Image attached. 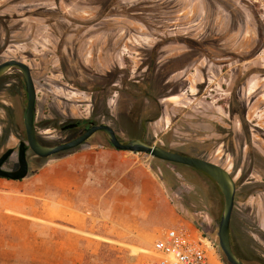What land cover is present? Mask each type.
<instances>
[{
    "label": "rangeland",
    "instance_id": "obj_1",
    "mask_svg": "<svg viewBox=\"0 0 264 264\" xmlns=\"http://www.w3.org/2000/svg\"><path fill=\"white\" fill-rule=\"evenodd\" d=\"M12 59L31 70L42 145L62 142L68 124L93 121L115 128L123 143L143 135L153 146L228 170L237 188L233 228L249 248L232 241L233 251L247 264H264V0H0V62ZM14 88L0 92V156L26 142L27 102ZM137 91H147L150 102ZM155 103L158 118L146 127L121 115ZM87 144L108 140L97 133ZM27 156L31 161L32 152ZM142 156L181 222L205 233L227 264L217 236L224 208L217 185ZM17 161L16 151L4 169H18ZM156 237L105 243L85 264L133 261Z\"/></svg>",
    "mask_w": 264,
    "mask_h": 264
},
{
    "label": "crops",
    "instance_id": "obj_2",
    "mask_svg": "<svg viewBox=\"0 0 264 264\" xmlns=\"http://www.w3.org/2000/svg\"><path fill=\"white\" fill-rule=\"evenodd\" d=\"M181 221L149 160L108 145L50 158L22 181L0 179L3 264H85L105 243Z\"/></svg>",
    "mask_w": 264,
    "mask_h": 264
},
{
    "label": "water",
    "instance_id": "obj_3",
    "mask_svg": "<svg viewBox=\"0 0 264 264\" xmlns=\"http://www.w3.org/2000/svg\"><path fill=\"white\" fill-rule=\"evenodd\" d=\"M11 70L20 72L26 85L28 96V104L24 113L26 143H21L19 146L17 170L7 171L4 169L6 163L15 153L14 149L7 150L0 157V179L22 181L27 178L29 175V164L27 160L28 149L41 159H49L63 153L75 151L81 146L87 144L95 134L103 133L107 137L110 146L119 152L143 154L169 164L185 166L197 170L212 179L224 197V208L217 234L219 248L225 257L227 264H244L234 253L232 248L231 222L237 188L235 178L228 170L209 161L167 151L139 139L123 143L118 139L115 130L106 123L90 127L83 135L68 143L51 147L44 146L37 139V130L35 126L37 91L31 70L27 65L20 62H5L0 65V79Z\"/></svg>",
    "mask_w": 264,
    "mask_h": 264
},
{
    "label": "built area",
    "instance_id": "obj_4",
    "mask_svg": "<svg viewBox=\"0 0 264 264\" xmlns=\"http://www.w3.org/2000/svg\"><path fill=\"white\" fill-rule=\"evenodd\" d=\"M137 257L123 264H225L204 233L186 226L158 233L150 249H140Z\"/></svg>",
    "mask_w": 264,
    "mask_h": 264
},
{
    "label": "flooded vegetation",
    "instance_id": "obj_5",
    "mask_svg": "<svg viewBox=\"0 0 264 264\" xmlns=\"http://www.w3.org/2000/svg\"><path fill=\"white\" fill-rule=\"evenodd\" d=\"M12 40H9V42H11ZM7 43V46H10V44ZM10 61H16V62H20V63H23L25 65H27L26 63H24L23 61L21 60H17V59H12V60H8V61H5V62H10ZM5 62H0V65L5 63ZM28 66V65H27ZM29 67V66H28ZM16 76V77H15ZM33 78V77H32ZM15 85H17V87L20 88V91H23V94L25 96V99H26V102L28 104V96H27V92H26V85H25V81L23 79V76L20 72L18 71H14V70H11L9 71L5 76H3L1 79H0V92L1 91H12L14 90L15 88ZM11 106L13 107V104H11ZM37 106H38V103L36 101V109H37ZM11 111V110H10ZM121 115H123L124 117L128 118L129 120V123L130 125L132 124L133 121H135L136 119H139L140 115L138 112H134V111H125V112H121ZM36 118V117H35ZM151 123V122H149ZM102 124V123H100ZM100 124H97L93 121H87V122H77V123H71V124H68L67 126L63 127L61 129V132L63 134H66L64 140L62 142H59V143H55V144H52V145H46V146H56V145H61V144H65V143H68L70 141H73L75 139H77L78 137H80L81 135H83L90 127L94 126V125H100ZM139 124V123H138ZM84 125L83 129L81 131H78V129L80 128V126ZM35 126H36V130H37V125H36V121H35ZM132 126V125H131ZM140 127H142L140 125ZM113 128V127H112ZM117 134V131L115 128H113ZM26 134V133H25ZM72 134H75L73 137H70V135ZM103 134V133H102ZM104 135V134H103ZM105 136V135H104ZM37 137H39V134L37 132ZM106 137V136H105ZM117 137L118 139L120 140V137L119 135L117 134ZM107 139V137H106ZM108 140V139H107ZM109 142V141H108ZM21 143H26V142H20ZM20 146V145H19ZM19 149V148H18ZM15 150V153L17 151V160H18V150L17 149H14ZM31 152V150H27V154ZM15 153L13 155H15ZM4 154V153H3ZM2 154V155H3ZM1 155V156H2ZM0 156V157H1ZM10 160V159H9ZM27 160H28V164H29V171H30V168H31V163L33 164H39V162H41L42 160L44 159H41L39 157H37L36 155H34L32 153V160L30 161V159L28 158L27 156ZM18 162V161H17ZM7 164V163H6ZM17 169H14L13 171H15Z\"/></svg>",
    "mask_w": 264,
    "mask_h": 264
},
{
    "label": "trees",
    "instance_id": "obj_6",
    "mask_svg": "<svg viewBox=\"0 0 264 264\" xmlns=\"http://www.w3.org/2000/svg\"><path fill=\"white\" fill-rule=\"evenodd\" d=\"M148 85H149V83H147ZM134 88H137V89H139L140 87L139 86H136V87H134ZM145 88V87H144ZM146 89V88H145ZM144 90V89H143ZM136 91V90H135ZM137 92H142V94L140 95V96H137L138 98H140V99H142L143 101H149V95H148V92L146 91H137ZM150 102V101H149ZM157 108H158V106H157V103H155V104H153V106L152 107H150V106H145V108H144V110L141 112V115H140V118H139V121H138V123H139V127H140V125L142 126V127H140V128H143V127H146L147 126V124L149 123V122H154V121H156V119L158 118V115H157ZM156 112V113H155ZM16 115H13V114H11V115H9V124H7L8 125V127L10 128V129H12L13 128V126L16 124L15 122H16ZM121 124H122V122H120ZM11 134L13 133L12 131L10 132ZM136 139H139V140H142V141H145V139L143 138V135H139V136H136V137H133V139H131V141L132 140H136ZM145 142H147V141H145ZM148 143V142H147ZM86 145V144H85ZM151 145V144H150ZM84 146V145H83ZM108 146H110V143L108 142ZM82 147V146H81ZM80 147V148H81ZM111 147V146H110ZM79 149V148H78ZM166 150V149H165ZM168 151V150H167ZM71 152H73V151H71ZM71 152H68V153H63V154H60V155H57V156H54V157H58V156H63V155H66V154H69V153H71ZM53 158V157H52ZM48 160V159H47ZM44 161H46V160H44ZM44 164V163H43ZM43 164H41L39 167H41ZM179 166H181V165H179ZM39 167L37 168V169H39ZM182 167H185V166H182ZM185 168H187V169H189V170H192V171H194V172H196V173H199V174H201V175H203L205 178H207L208 180H210L213 184H215L216 185V183L212 180V179H210L208 176H206L205 174H203V173H201V172H199V171H197V170H194V169H191V168H188V167H185ZM36 169V170H37ZM216 188V191L220 194V195H222V193H220V190H219V188L216 186L215 187ZM232 225H231V241H233V243H235L236 244V242H238V244L240 245V247L242 248V249H244V250H247V251H249V248L246 246V244H245V242L240 238H238V235L235 233V231H234V228H233V220H232ZM204 235H206L205 233H204ZM243 262V261H242ZM244 264H247V263H245V262H243Z\"/></svg>",
    "mask_w": 264,
    "mask_h": 264
}]
</instances>
